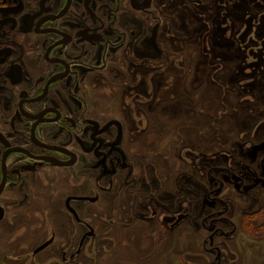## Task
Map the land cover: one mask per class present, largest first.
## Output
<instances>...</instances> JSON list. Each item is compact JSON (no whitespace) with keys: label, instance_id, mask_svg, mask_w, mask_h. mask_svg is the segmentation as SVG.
<instances>
[{"label":"flooded vegetation","instance_id":"af4514ba","mask_svg":"<svg viewBox=\"0 0 264 264\" xmlns=\"http://www.w3.org/2000/svg\"><path fill=\"white\" fill-rule=\"evenodd\" d=\"M183 1L0 0V264H17L19 258H26L28 253L19 254V250H24L23 245L28 248L36 234L45 238L32 250V259L44 252L54 264L93 260L102 225L98 207L104 193L114 189L115 178L123 185L132 178L146 186L147 171L153 170L152 157V162L141 160L136 169L128 152L131 146L124 144L121 114L108 109L97 91L106 82L119 80L123 87L115 95L129 96L128 89L141 74L147 44L151 53L163 56L168 43L178 37L182 19L197 21L191 5L205 0ZM184 4L187 15L179 13ZM110 70L117 79L109 75ZM262 145L255 152L261 172L253 179L231 172L224 177L237 191L251 180L255 183L246 190L264 186ZM172 189L177 195L178 179ZM146 198L138 199L144 209L158 203V199ZM185 199L193 205L192 198ZM216 200L226 207L231 203L229 197ZM198 210L202 226L204 206ZM223 212L207 214L212 217L206 240L210 250L217 252V264L222 247H228L237 229L225 216L218 217ZM150 213L159 218L157 210ZM134 215L130 217L135 223ZM180 216V221L190 217L178 213L171 229ZM113 229L110 225L108 237H113ZM158 245L153 252H159ZM155 259L146 264L162 261Z\"/></svg>","mask_w":264,"mask_h":264},{"label":"rangeland","instance_id":"374dc122","mask_svg":"<svg viewBox=\"0 0 264 264\" xmlns=\"http://www.w3.org/2000/svg\"><path fill=\"white\" fill-rule=\"evenodd\" d=\"M225 1L205 0L201 5H191L198 22L189 23L184 17L178 37L168 43L163 56H155L147 44L141 74L128 89L129 96L120 99L115 95L123 87L119 80L115 84L106 82L97 91L108 109L119 110L126 131L124 144L131 146L127 149L136 169L145 158L154 164L152 172L147 171L145 187L137 179L130 178L123 185L115 178L114 189L104 193L98 207L102 220L98 245L93 248V260L82 264H146L155 262V258L162 260L159 264H217V252L210 250L206 240L212 217L207 214L225 208L216 215L225 216L237 229L234 239L227 241L228 247H222L220 264H264V186L246 190L255 183L251 180L237 191L224 181L226 175L230 176L227 172L235 177L245 174L247 180L261 172L255 152L264 143V0ZM179 13L188 14L186 4ZM230 59L236 60L235 66H227V71L217 64ZM115 74L110 70L113 79H117ZM239 74H243L241 78ZM190 76L194 88L206 80V92H190ZM209 76L213 82H208ZM216 83L217 90H211ZM244 108L250 117L244 115ZM140 150L145 155H140ZM131 172L132 176V166ZM126 173L125 180L129 171ZM177 179L179 191L175 195L172 186ZM163 188H167L165 196ZM186 196L192 198L193 205ZM228 197L231 203L227 207L216 200ZM145 198L158 199V203L144 209L138 199ZM201 204L205 211L202 226L197 215ZM154 209L157 219L150 213ZM178 213H189L190 217L171 229L169 225ZM110 225H114L113 237L106 233ZM248 226L251 234L246 232ZM159 232L167 233L169 239ZM44 238L41 234L30 237L29 247L23 245L24 250H19V254L28 256L19 258L17 264H54L44 252L31 257ZM156 244H160L158 253L153 252Z\"/></svg>","mask_w":264,"mask_h":264},{"label":"trees","instance_id":"16d2710c","mask_svg":"<svg viewBox=\"0 0 264 264\" xmlns=\"http://www.w3.org/2000/svg\"><path fill=\"white\" fill-rule=\"evenodd\" d=\"M232 42L235 44V41L234 40H232ZM236 61V60H235ZM234 61V62H235ZM234 62H232V60L230 59V60H227L226 62H224L223 64L221 63V62H219V63H217L218 65H223V70L225 69L226 71H227V66H235L234 65ZM242 75L243 74H239L238 76H239V78H241L242 77ZM237 76V77H238ZM192 76H190V77H188V83H187V87H188V89L190 90V92H192V93H198V94H201V93H204V92H206L205 91V88H204V86H206V80L205 81H203L202 82V84L201 85H199V87H197V88H194L193 86H195L194 84H193V77L191 78ZM236 77V78H237ZM233 80H235V78L233 79ZM210 81L211 82H213L212 80H211V76H209V78H208V82L210 83ZM208 87V86H207ZM211 90H217V83L211 88ZM202 100V99H201ZM197 102H200V104L202 103V101H200V99L198 98L197 99ZM198 106H200V105H198ZM244 111L245 112H243V113H245L244 115H246V111H247V109H245L244 108ZM247 117H250V114H247L246 115ZM240 118H242V116L240 117ZM203 119V118H202ZM251 122V121H250ZM165 121L163 122V127H165ZM245 127H249V125H245ZM195 131H197V129L195 130ZM193 134H194V132H193ZM258 227V226H257ZM257 227H256V230H257ZM248 234H251L252 232H253V230L251 229V227H249L248 226V229H247V231H246ZM257 233H258V230H257ZM158 235H160V236H164V237H166V235L164 234V232H159L158 233Z\"/></svg>","mask_w":264,"mask_h":264},{"label":"water","instance_id":"95a60500","mask_svg":"<svg viewBox=\"0 0 264 264\" xmlns=\"http://www.w3.org/2000/svg\"><path fill=\"white\" fill-rule=\"evenodd\" d=\"M262 146L264 147V144H263ZM181 219H182V217L180 216V217L178 218V220H177L175 223H178ZM43 247H44V246L39 247V248L35 251V253L38 252L39 250H41Z\"/></svg>","mask_w":264,"mask_h":264},{"label":"bare ground","instance_id":"6f19581e","mask_svg":"<svg viewBox=\"0 0 264 264\" xmlns=\"http://www.w3.org/2000/svg\"><path fill=\"white\" fill-rule=\"evenodd\" d=\"M249 217V216H248Z\"/></svg>","mask_w":264,"mask_h":264}]
</instances>
